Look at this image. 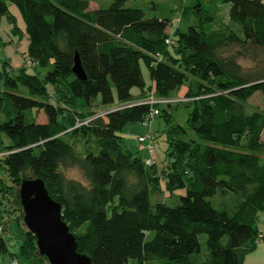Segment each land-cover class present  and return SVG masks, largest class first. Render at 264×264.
I'll return each mask as SVG.
<instances>
[{
  "label": "trees",
  "instance_id": "trees-1",
  "mask_svg": "<svg viewBox=\"0 0 264 264\" xmlns=\"http://www.w3.org/2000/svg\"><path fill=\"white\" fill-rule=\"evenodd\" d=\"M127 1L91 9L90 0H0V14L13 4L23 16L34 69L12 73L3 63L0 71V132L11 140L3 161L12 181L2 191L21 212V254L28 264L48 262L24 223L19 196L24 179L40 178L93 264H244L264 211V0H222L239 31L224 22L206 28L213 16L200 2L186 4L182 15L191 11L195 20L177 27L175 37L167 33L170 18L146 17ZM76 54L85 79L73 72ZM185 81L193 109L186 127L172 125L165 112L170 160L161 175L124 146L121 131L158 107L148 96L169 98ZM256 92L261 108L248 103ZM99 105L109 109L99 114ZM40 110L44 122L36 121ZM187 130L197 138H181ZM70 168L86 182L68 177ZM161 192L166 197L153 202ZM172 198L178 203L169 205ZM7 251L0 235V252Z\"/></svg>",
  "mask_w": 264,
  "mask_h": 264
},
{
  "label": "rangeland",
  "instance_id": "rangeland-1",
  "mask_svg": "<svg viewBox=\"0 0 264 264\" xmlns=\"http://www.w3.org/2000/svg\"><path fill=\"white\" fill-rule=\"evenodd\" d=\"M112 0H98L97 3L100 4L101 8H106ZM191 2H200L204 8L207 10L208 14L213 16V22L206 24L208 29H216L219 25L225 21L234 30L239 31L240 26L230 20L229 18V4L223 2L222 0H129L126 2V6L142 8L145 12L146 17H167L171 19V23L167 27L168 34L171 37H175V31L177 26H181L180 29L185 30L190 22L195 19V16L189 11L188 16L182 15V9L186 4L189 5ZM95 4V3H94ZM14 8L18 15L0 14V71L2 70V64L8 65L12 69L11 72H17L22 66H26L29 72L34 69L28 64V33L26 30L25 22L23 16L19 9L13 5L11 12H14ZM174 39L172 44H170V49L175 52ZM11 52L12 56L8 59L7 53ZM8 60V62H7ZM18 60V62L16 61ZM240 63L247 68H254L255 62L250 58L240 59ZM46 69H42L45 72ZM143 76L146 82L145 90L149 92L148 87L151 84V78L149 75V70L147 66L142 63ZM186 86H188L189 81ZM2 84L0 83V87ZM180 89V88H179ZM179 89L173 90L170 93V98L177 99L176 102L171 104L160 103L158 109L160 114L155 117L148 127L139 124H127L121 131L123 137V144L129 150L136 152L139 156H145L147 154L146 150L142 147L137 137L141 134H145L148 131H152L157 139L159 146L154 154L155 164L154 169L162 175V170L167 169L170 160L169 153L167 152V147L170 141L168 135L169 125L165 119V112L170 115L172 125H181L186 127L187 120L190 112L193 109V104L184 100L182 95L180 96ZM113 91H115L113 86ZM138 87L133 88V93L139 92ZM17 92L23 96H30L28 89L19 85ZM186 95V94H185ZM144 98V96H143ZM53 101V100H52ZM248 103L251 106L261 108L263 106V95L260 92L254 93L249 99ZM115 102L114 105H116ZM100 111L99 114H103L109 109V106L99 105L98 108L94 110ZM46 115L42 110H40L36 116L37 122L46 121ZM184 140L191 141L195 140L197 137L195 133L191 130H187L186 134L180 136ZM264 137V134H263ZM11 144V140L5 132H0V225L2 226V235L7 241V252H0V264H10L12 261H16V264H28L26 259L22 256L20 247L24 238V232L20 229L17 224V218L20 217V210L18 206L14 203V195L8 192L3 193L2 186L12 185L10 176L4 165V155L6 154L7 147ZM152 167L148 166L150 170ZM66 175L70 178L86 182L82 172L77 168H70L65 171ZM166 197L164 192H161L152 197V201L163 200ZM169 205H175L178 203L177 199L167 200ZM22 223V222H21ZM258 226L261 228V232L264 233V211L260 212L259 218L257 220ZM21 227H25L21 224ZM153 232H147V239L152 237ZM207 235L203 233L199 236V241L201 244V254L205 255L208 253L207 249ZM43 264H48L45 262ZM244 264H264V240L258 242L256 248L246 255Z\"/></svg>",
  "mask_w": 264,
  "mask_h": 264
},
{
  "label": "water",
  "instance_id": "water-1",
  "mask_svg": "<svg viewBox=\"0 0 264 264\" xmlns=\"http://www.w3.org/2000/svg\"><path fill=\"white\" fill-rule=\"evenodd\" d=\"M73 72L86 78L77 54ZM19 196L24 223L36 236L39 251L49 264H93L87 254L78 251L76 237L62 218V206L49 194L42 179H24Z\"/></svg>",
  "mask_w": 264,
  "mask_h": 264
},
{
  "label": "built area",
  "instance_id": "built-area-1",
  "mask_svg": "<svg viewBox=\"0 0 264 264\" xmlns=\"http://www.w3.org/2000/svg\"><path fill=\"white\" fill-rule=\"evenodd\" d=\"M166 43L171 44L172 40L170 38L166 39ZM184 100L189 101L188 97L183 98ZM146 102L152 104H160V103H168L171 104L173 102H176L177 99H170V98H160L156 97L153 94L148 96V98L145 99ZM160 114V111L158 107L153 106L151 110L149 111L148 115L145 116V118L141 121V124L145 127H148L151 122L155 119L156 116ZM137 140L140 142L142 147L146 150L148 153L147 157H144L145 163L147 165H153L155 162L154 154L159 146L158 139L156 135L152 131H148L145 134H141L137 137ZM0 235H2V226L0 225ZM264 240V233L260 232L259 237L257 239V242ZM17 262L14 260L10 264H16Z\"/></svg>",
  "mask_w": 264,
  "mask_h": 264
},
{
  "label": "crops",
  "instance_id": "crops-1",
  "mask_svg": "<svg viewBox=\"0 0 264 264\" xmlns=\"http://www.w3.org/2000/svg\"><path fill=\"white\" fill-rule=\"evenodd\" d=\"M97 1L98 0H90V2H89V7L91 8V9H97V8H99L100 7V4H98L97 3ZM95 3V4H94ZM15 6V5H14ZM13 8V4H9L8 5V14H10V15H18V12H16V9L14 8V12H11V9ZM18 9V8H17ZM195 20V19H194ZM193 20V21H194ZM224 23H226V24H228L227 22H225V21H223ZM177 27H179V28H181V26L179 25V26H177ZM167 33H168V31H167ZM29 40V39H28ZM28 44H29V42H28ZM27 44V45H28ZM7 56H8V59H10V57L12 56V53L11 52H9V53H7L6 54ZM17 62H18V60H16ZM7 62H8V60H7ZM10 67H12V66H10ZM10 71H12V69L10 70ZM12 73H14V71L12 72ZM151 84H152V82H151ZM186 84H187V82L186 83H184L181 87H180V89H179V92H180V96L182 95V97L183 98H185L186 97V92H187V90H188V86H186ZM132 93H133V89H132ZM134 94V93H133ZM140 94H141V91H139V92H136L134 95H135V97H140ZM143 98V97H142ZM142 98H139V99H142ZM170 98V97H169ZM138 99V98H137ZM170 99H174V98H170ZM148 156V153L145 155V156H142V157H147ZM155 164V163H154ZM259 227V232H261L262 230H261V228H260V226H258ZM257 244H258V242H257Z\"/></svg>",
  "mask_w": 264,
  "mask_h": 264
}]
</instances>
